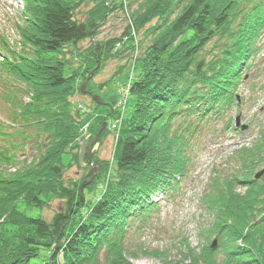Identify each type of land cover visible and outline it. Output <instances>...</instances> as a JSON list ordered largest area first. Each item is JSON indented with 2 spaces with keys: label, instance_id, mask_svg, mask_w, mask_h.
Listing matches in <instances>:
<instances>
[{
  "label": "trees",
  "instance_id": "16d2710c",
  "mask_svg": "<svg viewBox=\"0 0 264 264\" xmlns=\"http://www.w3.org/2000/svg\"><path fill=\"white\" fill-rule=\"evenodd\" d=\"M24 1L33 30L19 28L22 51L5 47L0 64L25 84L31 100L17 101L18 116L31 122L44 141L36 161L8 175L0 172V264H59L61 253L70 264L73 258L76 264H99V256L105 264H125L120 249L130 226L145 224L157 210L153 198L178 186L189 171L201 129L221 120L236 101L240 69L250 62L264 27V0H143L132 11V0H91L83 21L74 16L81 0ZM122 5H128L133 27L142 33L141 41H130L141 72L129 87L135 101L121 131L116 179L65 235L72 213L86 204L88 188L79 193L76 183L67 186L62 179L60 155L71 125L82 115L77 118L70 110L72 85L63 49L94 37L105 12L122 11ZM120 40L93 41L91 53L99 65ZM231 124L227 114L223 128ZM261 129L255 153L244 150L242 163L252 160L243 164L245 170L264 160V154L253 158L264 153ZM3 151L0 162L17 163ZM241 171L239 167L230 178L223 177L221 198L208 208L219 239L217 250L208 246L203 253L208 264H264V174L254 179L252 170ZM240 185L245 189L237 192ZM45 197L64 206L49 221L26 217L16 208L20 200L42 206ZM8 226H16L14 243L7 241ZM190 264L198 260L193 257Z\"/></svg>",
  "mask_w": 264,
  "mask_h": 264
},
{
  "label": "rangeland",
  "instance_id": "374dc122",
  "mask_svg": "<svg viewBox=\"0 0 264 264\" xmlns=\"http://www.w3.org/2000/svg\"><path fill=\"white\" fill-rule=\"evenodd\" d=\"M83 1L75 9L74 16L78 21H83L87 17L88 9L93 7L91 0ZM141 1L143 0L130 1V11L137 9ZM21 7H24V11L20 13ZM25 7L24 0H0V36L6 38V48L18 52L22 51L19 28H26L24 31L28 33L33 30L31 23L28 24L30 18ZM122 7V11L117 9L105 12L94 37L90 36L63 49V58L67 61L64 71L71 78L68 84L72 85L70 110L77 112V118L78 114H82L80 122L71 125V137L66 138V150L60 155L63 183L67 186L76 183L79 188L96 171L88 185L83 187L88 188L83 193L86 204L72 213L70 224L65 227V235L86 218L91 206L116 179V161L123 143L121 131L135 101L129 93V87L141 72L137 58H133L135 53L132 49L135 45L130 41H141L142 33L134 29L128 5ZM128 27L130 31L126 33V39L124 32ZM115 37H122V40L116 43L112 55L99 65L91 53V44L93 41L104 42ZM142 42L145 43L144 40ZM255 44L256 54L248 57L252 60L251 64H244L240 69L244 79L235 88L239 101L226 111L232 117V126L223 128L226 114L210 127L201 129L203 135L195 140L196 150L195 154L193 152L194 158L188 169V176L180 180L178 190L155 196L153 201L158 205L157 210L149 213L147 221L140 228H136L137 223H134L126 233L124 248L120 249L123 252L120 255L124 256L121 261L125 264H190L193 257L198 260V264H208L203 258L206 247H210L213 241L219 243L215 230H212L213 215L208 208L221 198L219 188L223 177L230 178L239 167H242V173L252 170L253 174L264 165L263 160L256 168L254 166L245 170L244 166L252 160L248 157L246 164L242 163L244 150L255 153L258 146L256 139L261 136V127L264 126V28ZM28 51L30 54L34 52L31 47ZM139 52L140 48L136 54ZM89 73L91 74L85 89L80 91ZM27 94L25 84L12 78L0 64V149L4 147L2 153L6 156L14 155L17 159V163L11 166L0 162L2 175L24 168L41 155L40 143L44 141L43 136L35 130L31 122L26 123L18 116L20 103L17 101L21 99V102L29 103L31 99ZM93 96H98L101 101H95ZM102 123L104 126L89 148V143ZM236 124L239 128L233 131L232 127ZM207 128L211 130H206ZM263 154L261 151V154H256L253 158ZM90 172V177H87ZM244 189L240 185L237 192ZM16 208L26 217L49 221L64 206L59 199L45 197L42 206L20 200ZM15 229L16 226H8V243L16 241ZM183 239L186 242L184 244ZM215 249L218 247H214ZM99 260V264H105L104 257L99 256ZM58 262L71 263L69 257H63L62 253ZM72 263L76 264L74 258Z\"/></svg>",
  "mask_w": 264,
  "mask_h": 264
},
{
  "label": "water",
  "instance_id": "95a60500",
  "mask_svg": "<svg viewBox=\"0 0 264 264\" xmlns=\"http://www.w3.org/2000/svg\"><path fill=\"white\" fill-rule=\"evenodd\" d=\"M90 74H91V73H90ZM90 74H89V76L84 80V82L82 83V86H81V90H82V91H84V89H85V86H86L87 81H88V79H89V77H90ZM93 99H94L95 101H97V102H100V101H101L100 98H99L98 96H93ZM103 126H104V123H102L100 129L98 130V132L96 133V135L94 136V138H93V139L91 140V142L89 143V145H88L89 148L91 147L92 143L97 139V137H98V135H99V132H100V130L102 129ZM88 158H89V160H90V155L88 156ZM95 172H96V171L94 170V172H92L91 178H90L89 180H87V181H84V182L79 186V188H78V192H79V193H80L81 189H82L86 184H88V183L92 180V178L94 177ZM263 173H264V168L261 169L260 171H258V172L255 174L254 177H255V178H259ZM214 244H215V242L212 243V246H214Z\"/></svg>",
  "mask_w": 264,
  "mask_h": 264
}]
</instances>
